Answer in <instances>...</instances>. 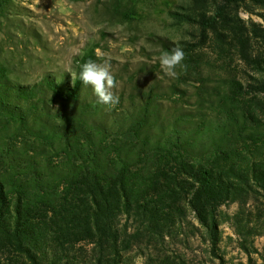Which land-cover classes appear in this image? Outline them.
Here are the masks:
<instances>
[{
  "label": "rangeland",
  "instance_id": "rangeland-1",
  "mask_svg": "<svg viewBox=\"0 0 264 264\" xmlns=\"http://www.w3.org/2000/svg\"><path fill=\"white\" fill-rule=\"evenodd\" d=\"M90 52L115 107L63 98ZM96 165L115 240L74 195ZM0 184L40 264H264V0H0Z\"/></svg>",
  "mask_w": 264,
  "mask_h": 264
},
{
  "label": "trees",
  "instance_id": "trees-1",
  "mask_svg": "<svg viewBox=\"0 0 264 264\" xmlns=\"http://www.w3.org/2000/svg\"><path fill=\"white\" fill-rule=\"evenodd\" d=\"M88 60L94 61V53L90 52L86 56L80 58L78 60V68L76 69L75 75H76V82L75 87L73 91V95H70V98L66 95L63 97L65 101H68V99H71L76 102L77 99H74L75 96L81 95L83 91V85L81 84L79 80V70L80 65L85 63ZM36 87V86H35ZM58 88V87H56ZM39 90V89H38ZM60 89L59 91H61ZM42 91V90H41ZM64 92V89L62 90ZM73 145L65 144V147H71ZM77 146L80 147L79 144ZM74 151V150H72ZM78 149L74 151V153L79 157ZM98 164V163H96ZM99 167L96 165L95 168L92 169V172L85 173L83 177L84 183L75 184L74 187H76L77 190H74V195L78 201L81 203H88V200H91V202L96 206V209L94 207V223L92 227L95 228V231L97 234H99L101 237L110 236L108 235L106 230L103 228L107 227V229L114 228V225H102V221L99 219V201L106 204V202H111V197L113 194H115L114 199L117 203V199L119 198V192L112 187H107L106 184L102 186V184L105 182L104 178H100L101 175L104 176V174L98 173ZM199 175H203L205 179H211V174L206 169L200 167L197 171ZM38 187V186H36ZM28 188V187H27ZM26 187H23V189L17 190V194H20L21 196H24L26 200H29V197L26 194ZM93 188H95L93 190ZM106 188V189H105ZM23 194V195H22ZM74 199V200H76ZM22 200H18L17 207L15 209V215H17V218L15 220H12V218H4V215H8V209L10 210V205L7 203V200L4 197V188L0 184V255L2 256L0 258V264H17L19 262H26L27 259L32 261L33 264H40L38 263L36 253H39L31 250L32 247H30V243L28 242L27 237H25L27 233V224H23V221L29 222L30 215L28 214L29 208H22L21 202ZM28 211V212H27ZM24 212V214H23ZM42 216H40L41 218ZM40 218L33 217L34 222L38 221ZM30 219V220H29ZM51 222V220H50ZM33 223V221H32ZM36 228V226H33ZM113 238L115 240L114 235L110 236V239ZM110 247L114 251H116V244L113 243Z\"/></svg>",
  "mask_w": 264,
  "mask_h": 264
},
{
  "label": "clouds",
  "instance_id": "clouds-1",
  "mask_svg": "<svg viewBox=\"0 0 264 264\" xmlns=\"http://www.w3.org/2000/svg\"><path fill=\"white\" fill-rule=\"evenodd\" d=\"M185 58L186 54L182 48L179 46L173 47L170 51H165L160 55V67L167 76L176 78L178 67L186 69V65L183 63ZM74 80L75 77L72 75L73 85ZM79 80L83 86L91 87L97 103L110 108L119 103V96L114 92V89L117 88V81L107 60L101 63L88 60L80 65Z\"/></svg>",
  "mask_w": 264,
  "mask_h": 264
}]
</instances>
